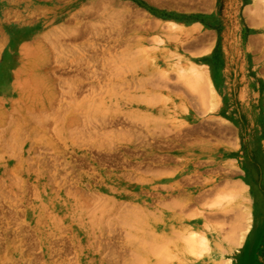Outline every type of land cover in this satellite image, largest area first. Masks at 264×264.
<instances>
[{"label": "rangeland", "instance_id": "obj_1", "mask_svg": "<svg viewBox=\"0 0 264 264\" xmlns=\"http://www.w3.org/2000/svg\"><path fill=\"white\" fill-rule=\"evenodd\" d=\"M27 1L30 9L22 2L3 16L10 23L29 14L26 40L17 47L10 43L6 29L11 25H4L7 36H0V64L4 50L18 48L19 60L0 93V264H80L82 253L86 264H196L203 254L200 230L173 226L165 234L150 233L136 206L116 207V199L102 194L101 182L95 186L103 173L135 167L129 160L137 158L140 127L143 132L180 124L177 117L140 116L130 108L138 103V89H144L138 77L154 75L145 74L153 70L143 64L164 38L141 35L154 26L145 15L131 13L124 22L107 23L105 0ZM122 28L127 32L121 34ZM161 77L163 92L168 84L184 91V68L165 69ZM106 121L116 124L106 126ZM113 152L124 158L119 169L106 159ZM50 200L68 205L62 206L64 215Z\"/></svg>", "mask_w": 264, "mask_h": 264}, {"label": "crops", "instance_id": "obj_2", "mask_svg": "<svg viewBox=\"0 0 264 264\" xmlns=\"http://www.w3.org/2000/svg\"><path fill=\"white\" fill-rule=\"evenodd\" d=\"M22 2L31 8L0 0V36L4 25L30 22L27 13L3 21ZM105 2L108 23L145 15L154 26L141 35L164 38L143 64L154 75L138 77L144 89L130 108L180 124L140 127L135 167L103 173L95 186L116 207L136 206L150 233L200 230L196 264H264V0ZM175 68L187 70L184 91L168 84L163 92L161 72Z\"/></svg>", "mask_w": 264, "mask_h": 264}, {"label": "bare ground", "instance_id": "obj_3", "mask_svg": "<svg viewBox=\"0 0 264 264\" xmlns=\"http://www.w3.org/2000/svg\"><path fill=\"white\" fill-rule=\"evenodd\" d=\"M103 1V0H102ZM105 2V1H104ZM155 3H156V1H154ZM153 1H152V3H154ZM159 2V1H158ZM2 4V3H1ZM105 4V3H104ZM107 4V3H106ZM99 5V4H98ZM108 5V4H107ZM111 5V4H110ZM177 5V4H176ZM3 6V5H2ZM107 8V7H106ZM186 9V8H185ZM97 10V9H96ZM88 11V10H87ZM92 12V11H91ZM83 18H84V16H83ZM123 18V17H122ZM69 20V19H68ZM106 20H107V18H106ZM108 23V22H107ZM88 24V23H87ZM100 25V24H99ZM98 25V26H99ZM104 25V24H103ZM109 26H110V24H109ZM32 27V25H30V24H26V23H20V24H17V25H11V26H9V27H7V29H8V32H7V29H6V33L8 34V37H9V39H10V43L13 41H15V43H16V47H17V45L18 46H21L20 45V43L22 44V42H24L25 40H26V38H24V37H26V30H28L29 28H31ZM113 27V26H112ZM98 28V27H97ZM96 29V28H95ZM123 29V28H122ZM89 31V30H88ZM127 31V30H126ZM67 32V31H66ZM73 33V32H72ZM4 34V33H3ZM2 34V35H3ZM7 34H5L6 36H7ZM83 34V33H82ZM81 34V35H82ZM104 34V33H103ZM1 35V36H2ZM78 36V35H77ZM4 38V37H3ZM0 39H1V37H0ZM65 39V38H64ZM71 39V38H70ZM77 39V38H76ZM61 40H63V39H61ZM57 41V40H56ZM59 41V40H58ZM15 47V48H16ZM17 50H18V48L17 49H15V50H10L9 52H7V50H4L2 53H3V55H2V62H1V64H0V93H5L6 92V87L9 85V81H10V79H11V71L15 68V66L18 64V62H19V60H18V52H17ZM97 52V51H96ZM94 53V52H93ZM93 63V62H92ZM104 63V62H103ZM105 66H107V64L105 65ZM108 67V66H107ZM78 69V68H77ZM108 70V69H107ZM77 71V70H76ZM78 72V71H77ZM76 72V73H77ZM203 75H202V78H201V80H203ZM95 79V78H94ZM99 79V78H98ZM203 81H205V80H203ZM85 87V86H84ZM94 87V86H93ZM92 87V88H93ZM74 89V88H73ZM78 89V88H77ZM76 89V92L78 91ZM83 89V88H82ZM82 89H79L80 90V92H81V90ZM70 91H71V89H70ZM79 93V92H78ZM66 94V93H65ZM71 94V93H70ZM84 94V93H83ZM63 95V94H62ZM85 95V94H84ZM80 97V96H79ZM12 104V103H11ZM29 117V116H28ZM112 118V117H111ZM110 120V119H109ZM112 120V119H111ZM115 121H116V119H115ZM118 121V120H117ZM113 123H115L114 121H106V123H104L103 122V124H106V126H108V125H112ZM116 124V123H115ZM121 125V124H120ZM131 125V124H130ZM106 126H104V127H106ZM112 126H114V125H112ZM96 127V126H95ZM101 127V126H100ZM206 127V126H205ZM91 128V127H90ZM121 129V128H120ZM100 130V129H99ZM102 130V129H101ZM75 131V130H74ZM92 131V130H91ZM197 131H198V129H197ZM221 131V130H220ZM81 132V131H80ZM94 132V131H93ZM125 132V131H124ZM188 133V132H187ZM197 133V132H196ZM128 134V133H127ZM130 136V135H129ZM225 136V135H224ZM188 138V137H187ZM91 139V138H90ZM139 139V138H138ZM137 139V140H138ZM72 140V139H71ZM108 141V140H107ZM194 141V140H193ZM109 142V141H108ZM112 144V143H111ZM114 144V143H113ZM112 144V145H113ZM108 145V144H107ZM110 146V145H109ZM134 146V145H133ZM172 146V145H171ZM107 148H110V147H107ZM117 148H119V147H117ZM126 148V150H127V147H125ZM111 149V148H110ZM109 149V150H110ZM133 149V148H132ZM108 150V149H107ZM136 150V149H135ZM125 151V150H124ZM129 151V150H128ZM132 151V150H131ZM116 152V151H115ZM115 152H113V153H115ZM119 152V151H118ZM92 153V152H91ZM99 153V152H98ZM103 153V152H102ZM102 153H100V154H102ZM105 153V152H104ZM127 153H129V152H127ZM134 153V152H133ZM135 153H137L136 151H135ZM109 154V153H108ZM107 154V155H108ZM121 154V153H120ZM130 154V153H129ZM128 154V155H129ZM91 155V154H90ZM89 155V156H90ZM94 153H93V157H94ZM97 155V154H96ZM103 155V154H102ZM119 154H113V155H109L108 156V158H106V159H108V161H110V162H112L113 163V165L114 164H116L117 166H118V164L119 163H121V158L118 156ZM123 155V154H122ZM127 155V154H126ZM135 155V154H134ZM101 156V155H100ZM100 156H98V158L100 157ZM131 156H133L132 155V152H131ZM136 156V155H135ZM134 156V157H135ZM92 157V158H93ZM128 157H130V156H128ZM101 159H102V156L100 157ZM104 158V157H103ZM104 158V159H105ZM133 158V157H132ZM77 159V158H76ZM100 159V160H101ZM103 159V160H104ZM122 159H124V158H122ZM35 160H37V159H35ZM99 160V161H100ZM103 160H101V161H103ZM87 161V160H86ZM122 161H125V160H122ZM19 162V161H18ZM84 162V161H83ZM97 162H98V160H97ZM127 162V161H126ZM130 162V161H129ZM128 162V163H129ZM104 163V162H103ZM103 163H97V164H103ZM123 163H125V162H123ZM62 164V163H61ZM88 164V163H87ZM107 164V163H106ZM132 164V163H131ZM89 165V164H88ZM112 165V164H111ZM128 165V164H127ZM127 165H125L124 164V166H126L127 167ZM33 166V165H32ZM106 166H108V164L106 165ZM120 166V165H119ZM119 166H118V169H119ZM122 166V165H121ZM63 167V166H62ZM88 167H90V165L88 166ZM126 167H124V168H126ZM137 167H139V165L137 166ZM120 168H122V167H120ZM129 168H131V167H129ZM128 168V169H129ZM144 168H145V165H144ZM114 169V168H113ZM123 169V168H122ZM127 169V168H126ZM150 169H152L151 167H150ZM144 170V169H143ZM141 171V170H140ZM151 171V170H150ZM156 171V170H155ZM145 172V171H144ZM71 173V172H70ZM143 173V172H142ZM230 173V172H229ZM144 174V173H143ZM88 175L89 174H87V178H89L88 177ZM90 176H92V175H90ZM101 176V175H100ZM66 178V177H65ZM97 178V177H96ZM102 178V177H101ZM13 179V178H12ZM82 179V178H81ZM15 180V179H14ZM59 180V179H58ZM90 180V179H89ZM100 180V179H99ZM17 183H19L18 181H17ZM90 183V182H89ZM88 184V183H87ZM100 185V184H99ZM84 186H86V185H84ZM90 187V186H89ZM70 189V188H69ZM27 191V190H26ZM81 191V190H80ZM242 191V190H241ZM28 192V191H27ZM39 192V191H38ZM85 192V191H84ZM65 193V192H64ZM86 193V192H85ZM39 194V193H38ZM114 193H112V195H113ZM91 195V194H90ZM100 195V194H99ZM111 195V196H112ZM49 196L50 195H47V198H49ZM97 196V195H96ZM11 197V196H10ZM51 197V196H50ZM94 196H92L91 197V200H93L92 198H93ZM99 197V196H98ZM101 197V196H100ZM46 198V199H47ZM52 198V197H51ZM73 198V197H72ZM94 198H97V197H94ZM108 198H112V197H108ZM113 198H114V196H113ZM115 199V198H114ZM99 200V199H98ZM55 201V202H54ZM54 201H52V200H50L49 202L51 203L50 205H51V207H52V209L54 210V211H57L56 213L57 214H59V211L64 215V213L63 212H65L66 210L63 208V207H67L68 208V205L66 204V203H61V202H59V201H56V200H54ZM41 203V202H40ZM91 203V202H90ZM97 203V202H96ZM63 206V207H62ZM96 205H94V207H95ZM62 207V208H61ZM129 208V207H128ZM132 210H134V207H133V209ZM90 211H92V210H90ZM136 211H138V208L136 209ZM140 212V211H139ZM240 214H243V213H240ZM239 214V215H240ZM249 215V214H248ZM132 216V215H131ZM122 222V221H121ZM120 222V223H121ZM89 223H91V222H89ZM78 225L81 227V228H85V227H87L85 224H83V223H78ZM122 225H124L123 223H122ZM127 226H128V224H127ZM77 227V226H76ZM75 227V229H76V231H77V233H78V235H79V233H80V231L77 229ZM238 231H239V229H238ZM240 232V231H239ZM113 234V233H112ZM126 235V234H125ZM238 235V234H237ZM121 236V235H120ZM128 236V235H127ZM239 236V235H238ZM27 237V236H26ZM241 237V236H240ZM78 239H80L81 240V237H79ZM101 240V239H100ZM235 241H236V239H235ZM234 241V242H235ZM31 242V241H30ZM236 243V242H235ZM29 244V243H28ZM206 246V245H205ZM219 247V246H218ZM117 248V247H116ZM121 249V248H120ZM116 250V249H115ZM124 250V249H123ZM122 250V251H123ZM118 252V251H117ZM82 257L80 258L81 260H80V264H86V258L84 257V254L82 253ZM137 261V260H136Z\"/></svg>", "mask_w": 264, "mask_h": 264}]
</instances>
